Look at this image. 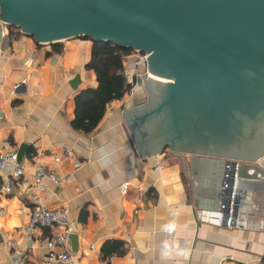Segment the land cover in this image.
<instances>
[{
  "label": "crops",
  "instance_id": "1",
  "mask_svg": "<svg viewBox=\"0 0 264 264\" xmlns=\"http://www.w3.org/2000/svg\"><path fill=\"white\" fill-rule=\"evenodd\" d=\"M2 30L0 152L16 150L23 174L10 193L0 176V264L15 261L8 243L24 250L18 264H53L42 259L51 230L35 228L29 238L24 232L28 186L39 164L65 179L48 182L41 203L67 207L77 264H264V153L240 176L255 199L249 228L204 223L198 213L217 209L225 159L168 145L151 157L139 155L121 111L142 104L143 93L134 97L140 90L108 103L93 131L74 129V96L97 85L85 66L92 41L78 35L41 42L3 24ZM61 144L81 160L77 169ZM131 180L136 185L120 193L117 186Z\"/></svg>",
  "mask_w": 264,
  "mask_h": 264
},
{
  "label": "water",
  "instance_id": "2",
  "mask_svg": "<svg viewBox=\"0 0 264 264\" xmlns=\"http://www.w3.org/2000/svg\"><path fill=\"white\" fill-rule=\"evenodd\" d=\"M1 22L20 26L41 42L88 35L149 52V71L161 78L142 74L146 102L121 111L139 155L151 157L168 145L240 160L239 176L263 155L264 0H0V41ZM161 92L186 93L189 100L180 101V108L198 112L183 129L191 138L185 144L173 141L178 122L169 124L166 140L153 138L158 125L148 121L157 113L152 96ZM204 130L220 140L242 130L253 142L229 147L214 141L204 148L195 144Z\"/></svg>",
  "mask_w": 264,
  "mask_h": 264
},
{
  "label": "built area",
  "instance_id": "3",
  "mask_svg": "<svg viewBox=\"0 0 264 264\" xmlns=\"http://www.w3.org/2000/svg\"><path fill=\"white\" fill-rule=\"evenodd\" d=\"M149 52L140 49H132L128 55L123 68V76L129 85L125 93L131 97L137 90L143 88L142 74L152 75L148 68L147 56ZM130 62V63H129ZM127 64L131 68H127ZM140 79V83L137 82ZM17 88L14 86L13 91ZM264 132V129H263ZM264 138V137H263ZM65 158L71 159L74 168L81 165V160L76 157L71 148L65 144L60 145ZM53 161L59 162L60 156L53 153ZM240 160L226 159L223 181L220 185V201L214 211L202 210L198 213L199 219L216 228L225 229H247L252 223L251 218L254 212L255 199L251 191L241 185L239 176ZM8 170L6 175L3 172ZM23 174L21 166L18 164V153L16 150L0 152V176H3L1 189L5 193L13 191L18 185ZM64 178L56 176L55 169L46 164H39L32 173L31 182L28 186L30 190V208L28 221L25 224L24 232L29 238L35 228H48L50 235L45 239L46 253L43 260L53 264H77V258L71 247V236L76 233L73 222L67 220L68 209L66 206L47 207L41 203V195L46 190L48 182L54 185H61ZM129 185H136L133 180L120 183L117 188L120 193H125ZM8 250L14 253V262L18 264L23 255V249L14 248L7 244Z\"/></svg>",
  "mask_w": 264,
  "mask_h": 264
},
{
  "label": "trees",
  "instance_id": "4",
  "mask_svg": "<svg viewBox=\"0 0 264 264\" xmlns=\"http://www.w3.org/2000/svg\"><path fill=\"white\" fill-rule=\"evenodd\" d=\"M8 29L18 33V29H13L11 25ZM79 36L92 41L90 59L85 66L94 71L97 85L83 89L74 96L71 126L89 133L99 124L107 104L121 99L128 91L129 85L122 72L132 48L110 40H93L88 35Z\"/></svg>",
  "mask_w": 264,
  "mask_h": 264
},
{
  "label": "flooded vegetation",
  "instance_id": "5",
  "mask_svg": "<svg viewBox=\"0 0 264 264\" xmlns=\"http://www.w3.org/2000/svg\"><path fill=\"white\" fill-rule=\"evenodd\" d=\"M10 26V24H9ZM150 88L156 89L153 86H149ZM186 93L183 92H178L174 95H171L169 92H161V93H155L153 94V102H152V107L153 109L157 112L149 118V123L150 125H155L157 124L158 127L153 128V138L156 137V139L160 138L159 140H166L165 136L168 134L170 129L168 128L169 124H175V122H178V125H180V128L174 129L177 131L175 135H173L174 138V143L177 144H185L186 140H191L190 136H187L186 134L183 133V129L186 125H190L193 123V121L198 117V112L195 111H190V112H183V110L180 108V104L183 101L189 100L187 98ZM222 95V94H219ZM222 99H227V95H222ZM181 101V102H180ZM225 101V102H224ZM188 102V101H187ZM216 103V102H215ZM187 104V103H186ZM216 104H221L216 103ZM223 104L225 106H230V102L228 103L226 100H223ZM234 137L228 136L224 138V140H220L221 138L216 136L214 138L213 133L204 130L201 132L202 138L200 140H196L199 142H196L195 144H201L204 148H209L212 146V143L214 141L216 142H223L225 146L232 147L233 143L238 144L239 146L248 144L249 141L253 142V139L247 138V135L244 133L242 130H236L233 132ZM207 136L206 138L204 136ZM220 138V139H219ZM234 138V139H233ZM233 139V140H232ZM190 143H194V141H191Z\"/></svg>",
  "mask_w": 264,
  "mask_h": 264
},
{
  "label": "rangeland",
  "instance_id": "6",
  "mask_svg": "<svg viewBox=\"0 0 264 264\" xmlns=\"http://www.w3.org/2000/svg\"><path fill=\"white\" fill-rule=\"evenodd\" d=\"M1 24H3V26H4L5 28H7V29L9 28V24H7V23H5V22H1ZM11 26H12L13 29L21 30V27H20V26H14V25H11ZM132 49H133V48H132ZM139 93H140V94L143 93V96H144V99H143V102H142V104H143V103L146 102V99H147V97H146V96H147L146 91L143 90V88H142V89H140V91L137 92V94H136L134 97L136 98V96H138ZM132 138H133V136H132ZM132 141H133V139H132Z\"/></svg>",
  "mask_w": 264,
  "mask_h": 264
},
{
  "label": "bare ground",
  "instance_id": "7",
  "mask_svg": "<svg viewBox=\"0 0 264 264\" xmlns=\"http://www.w3.org/2000/svg\"><path fill=\"white\" fill-rule=\"evenodd\" d=\"M151 76L154 77V78H161V77H157V76H155V75H153V74H152ZM162 79H164V78H162Z\"/></svg>",
  "mask_w": 264,
  "mask_h": 264
}]
</instances>
